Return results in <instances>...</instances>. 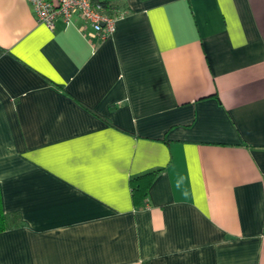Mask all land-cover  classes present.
<instances>
[{
    "label": "crops",
    "instance_id": "1",
    "mask_svg": "<svg viewBox=\"0 0 264 264\" xmlns=\"http://www.w3.org/2000/svg\"><path fill=\"white\" fill-rule=\"evenodd\" d=\"M97 1L0 0V264H264V0Z\"/></svg>",
    "mask_w": 264,
    "mask_h": 264
},
{
    "label": "built area",
    "instance_id": "2",
    "mask_svg": "<svg viewBox=\"0 0 264 264\" xmlns=\"http://www.w3.org/2000/svg\"><path fill=\"white\" fill-rule=\"evenodd\" d=\"M38 22L48 29L55 27L58 18L66 25L80 19L78 29L87 37L103 40L115 31L122 13L107 12L97 0H27ZM88 26L92 29L87 30Z\"/></svg>",
    "mask_w": 264,
    "mask_h": 264
},
{
    "label": "trees",
    "instance_id": "3",
    "mask_svg": "<svg viewBox=\"0 0 264 264\" xmlns=\"http://www.w3.org/2000/svg\"><path fill=\"white\" fill-rule=\"evenodd\" d=\"M102 4L107 6L105 2H102ZM154 173L155 171H149L133 178L132 187L135 200L146 195L148 186L154 176ZM13 223V216L3 211L0 199V231L11 227Z\"/></svg>",
    "mask_w": 264,
    "mask_h": 264
}]
</instances>
